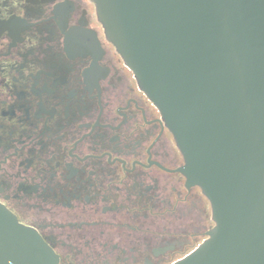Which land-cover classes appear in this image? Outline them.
I'll return each mask as SVG.
<instances>
[{"label": "flooded vegetation", "instance_id": "1", "mask_svg": "<svg viewBox=\"0 0 264 264\" xmlns=\"http://www.w3.org/2000/svg\"><path fill=\"white\" fill-rule=\"evenodd\" d=\"M93 0H0V204L59 264H174L215 227Z\"/></svg>", "mask_w": 264, "mask_h": 264}, {"label": "water", "instance_id": "2", "mask_svg": "<svg viewBox=\"0 0 264 264\" xmlns=\"http://www.w3.org/2000/svg\"><path fill=\"white\" fill-rule=\"evenodd\" d=\"M215 227L174 264H264V0H93ZM0 264H59L0 204Z\"/></svg>", "mask_w": 264, "mask_h": 264}]
</instances>
